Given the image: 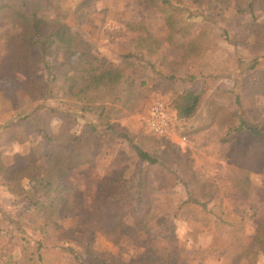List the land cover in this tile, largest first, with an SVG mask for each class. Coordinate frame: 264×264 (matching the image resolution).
Returning a JSON list of instances; mask_svg holds the SVG:
<instances>
[{
	"label": "rangeland",
	"instance_id": "374dc122",
	"mask_svg": "<svg viewBox=\"0 0 264 264\" xmlns=\"http://www.w3.org/2000/svg\"><path fill=\"white\" fill-rule=\"evenodd\" d=\"M228 4L226 7L217 0H171L164 5L149 0H43L41 15L47 21L65 22L92 46L93 53L109 61L139 51L138 36L151 32L161 42L159 68L177 75L157 79L147 67L152 79L145 86H135L140 95L132 107L119 111V105L110 103L100 118L89 112L75 117L72 132H80L87 121L99 124L94 134L96 161L75 167L61 180L73 189V196L68 195L73 207L60 205V215L55 216L57 224L50 225L46 232L35 227L42 215L34 221L37 216L32 209L26 211L33 182L27 177L20 181L13 177L26 167L31 145L41 136L32 118L47 117L50 130L58 132L65 121L72 123L66 114L69 106L60 94L36 104L30 100L21 83L29 81L28 74L17 69L14 53L6 46L7 38L20 28L0 21V127L20 120L26 139L7 144L0 141L1 158L11 169L10 180L0 175V264L7 254L19 253L25 242L38 240L45 243L42 254L46 264H77L70 249L77 250L86 264H264V253L254 252L255 238L264 219V168L250 172L248 178L245 170H236L227 128L219 121L234 109L240 92L256 80H264V56L256 68H251L257 59L251 42L243 38L246 22L238 15L239 0ZM171 7H179L180 16L193 22L194 30L208 27L215 34L228 32L229 39H219L194 65L186 62L185 52L178 49L180 32L170 35L171 20L176 21L169 12ZM182 25L183 22L176 24L178 28ZM43 57L34 74L40 82L49 79L52 67L56 71L61 67L69 69L74 59H66L67 51L57 46L49 48ZM190 57L191 54L188 61ZM143 70L140 67L133 71L139 76ZM191 74L196 78L191 79ZM190 88L206 91L202 109L185 119L179 117L173 105ZM210 99L228 105L229 111H222L212 121L207 104ZM158 100L165 103L171 124L165 136L154 134L148 125L149 110ZM53 107L58 112L52 118L49 110ZM256 109L259 119L264 120V93L256 95ZM248 141L250 137L245 142ZM135 145L161 156L176 171L178 179L173 184L167 181L166 185L167 175L152 171L151 227H132L113 241L116 228L109 235L113 225L111 212L103 204L108 192L102 185L106 179L116 184L126 181L128 185L137 181L142 164ZM174 159H186L203 179L215 183L220 190L219 198L208 206H194L196 213L191 217L175 218L167 209L168 204L189 198L183 181L187 178L186 165ZM242 171L243 176H239ZM235 178L240 185L246 180L243 186L247 188L235 187ZM21 213L26 218H21ZM159 213L166 214V222L157 225L153 219ZM58 244L70 249L63 250Z\"/></svg>",
	"mask_w": 264,
	"mask_h": 264
},
{
	"label": "trees",
	"instance_id": "16d2710c",
	"mask_svg": "<svg viewBox=\"0 0 264 264\" xmlns=\"http://www.w3.org/2000/svg\"><path fill=\"white\" fill-rule=\"evenodd\" d=\"M217 1L229 7L230 0ZM149 2L164 5L169 4L171 0H149ZM239 4L238 15L245 18L246 22L243 38L251 42L250 45L257 59L251 68H256L259 58L264 56V0H239ZM42 7L43 0H0V21H9L20 28L17 33L7 38L6 46L14 53L17 69L28 74L29 81L21 83L30 100L36 104L45 97L50 98L60 94L65 99L64 104L69 106L66 114L72 123L68 124V121H65L58 132L50 130L47 117L32 118L41 136L37 141L32 142L31 152L26 156V167L14 173L13 177L19 181L22 177H27L29 182H33L29 207L26 211L32 209L37 216L34 221L42 215V218L36 221L35 227L46 232L50 225L57 224L55 216L60 215V205L66 209L73 207L69 198L73 196V189L61 180L75 167L96 161L94 134L99 124L96 121H87L80 132H72L71 128L76 123L75 117L89 112L95 113L100 118V115L109 108L110 103L119 105V111L132 107L140 95L135 86H145L152 79L148 69L155 73L157 79L177 78V75L165 73L159 68L162 66L161 42L151 32H144L138 36L139 51L126 53L120 55L115 61H109L93 53L92 46L79 34H74L65 22L47 21L41 15ZM178 9L180 8L171 7L169 11L173 13V19H176L175 22L171 20L170 35H175L176 30L180 32L181 40L178 49L185 52L186 62L194 65L217 44L219 39H229L228 32L215 34L208 27L194 30L193 22L180 16ZM176 16L178 18H175ZM180 22H183V25L178 28L176 24ZM53 46L65 49L68 53L66 59L74 58L73 62L69 69L61 67L59 71H56L55 67H52V72L48 74L47 71L49 79L40 82L34 77L35 71L47 50ZM189 54H191L190 61L187 59ZM64 63L62 66L65 65ZM140 67H144V70L136 76L133 70ZM195 78L196 75L191 74V79ZM0 87H2L1 84ZM205 91L206 88L199 91L185 89L173 105L179 117L191 118L201 108ZM259 93H264V80H256L248 89L240 92L235 98L234 109L230 111L226 104L214 102L212 99L207 101L211 107L212 121L222 111H229L220 117L219 121L227 128V141L232 143L229 152L235 159L236 170H245L246 178L250 172L261 171L264 168V120L259 119L256 109V95ZM49 111L52 118L58 112L55 107ZM22 127L23 123L20 120H11L2 125L0 127L1 144L25 141ZM249 137L250 142H245ZM135 148L142 164L137 181L128 185L126 181L116 184L106 179L102 185V189L108 192L103 204L111 212L110 220L113 225L111 232L108 231L109 235L116 228L112 237L113 241H118L132 227L139 229V227L150 226L151 217H154L149 183V175L152 171L166 174V185L167 181L170 183L178 179L176 171L171 169L161 156L137 145ZM174 160L186 165L187 178H183V181L189 189V198L175 205L170 203L167 209L169 212L172 211L175 218L191 217L196 213L194 206H208L219 198L220 190L215 183L203 179L198 171L188 165L186 159ZM0 175L11 179V169L2 160L1 152ZM239 176H243V171ZM245 181L242 180L240 185L235 178L233 184L235 187L246 189L247 187L243 186ZM22 213L25 214V212ZM22 213L20 217L26 218L22 216ZM153 221L157 225L164 224L166 214L159 213ZM62 238L63 236L57 240ZM44 244L43 240L34 243L27 241L22 245L19 253L7 254L2 264H46L42 254ZM57 246L63 250L70 249L60 244ZM259 251L264 253V219L255 238L254 252ZM69 253L77 264H86L77 250L70 249Z\"/></svg>",
	"mask_w": 264,
	"mask_h": 264
},
{
	"label": "built area",
	"instance_id": "2783aa9c",
	"mask_svg": "<svg viewBox=\"0 0 264 264\" xmlns=\"http://www.w3.org/2000/svg\"><path fill=\"white\" fill-rule=\"evenodd\" d=\"M148 125L152 132L159 136H165L171 130L170 120L163 101L158 100L151 106L148 114Z\"/></svg>",
	"mask_w": 264,
	"mask_h": 264
}]
</instances>
